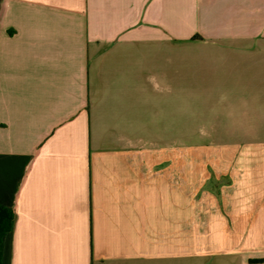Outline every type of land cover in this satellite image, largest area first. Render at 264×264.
Listing matches in <instances>:
<instances>
[{
    "label": "crops",
    "instance_id": "obj_1",
    "mask_svg": "<svg viewBox=\"0 0 264 264\" xmlns=\"http://www.w3.org/2000/svg\"><path fill=\"white\" fill-rule=\"evenodd\" d=\"M0 204L1 264H264L191 251L264 235V0H0Z\"/></svg>",
    "mask_w": 264,
    "mask_h": 264
},
{
    "label": "rangeland",
    "instance_id": "obj_2",
    "mask_svg": "<svg viewBox=\"0 0 264 264\" xmlns=\"http://www.w3.org/2000/svg\"><path fill=\"white\" fill-rule=\"evenodd\" d=\"M183 53L182 50L176 53V69L183 71ZM180 81L175 83L173 95L174 104V132L176 142H182L188 145L197 144L200 141L199 129L204 128V122H200L199 113V90L185 89ZM209 123V122H208ZM204 139H201V141ZM209 139H206L208 141ZM228 140V139H226ZM204 142V141H203ZM264 235L253 239L251 235L244 233H227L208 235H192V258L201 259H231L250 257L252 253L246 250L250 242L263 240ZM261 242V241H260ZM249 252V253H248Z\"/></svg>",
    "mask_w": 264,
    "mask_h": 264
},
{
    "label": "trees",
    "instance_id": "obj_3",
    "mask_svg": "<svg viewBox=\"0 0 264 264\" xmlns=\"http://www.w3.org/2000/svg\"><path fill=\"white\" fill-rule=\"evenodd\" d=\"M16 212L13 207L0 204V264L2 263L5 239L15 225Z\"/></svg>",
    "mask_w": 264,
    "mask_h": 264
}]
</instances>
